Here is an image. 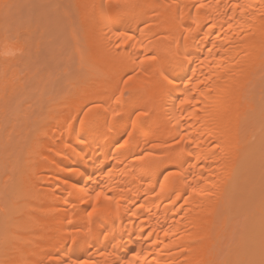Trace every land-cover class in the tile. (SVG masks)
<instances>
[{
  "label": "bare ground",
  "instance_id": "obj_1",
  "mask_svg": "<svg viewBox=\"0 0 264 264\" xmlns=\"http://www.w3.org/2000/svg\"><path fill=\"white\" fill-rule=\"evenodd\" d=\"M138 2L0 0V264L264 260V6ZM117 30L142 45L114 47ZM130 76L150 113L135 130L127 104L110 112Z\"/></svg>",
  "mask_w": 264,
  "mask_h": 264
},
{
  "label": "snow or ice",
  "instance_id": "obj_2",
  "mask_svg": "<svg viewBox=\"0 0 264 264\" xmlns=\"http://www.w3.org/2000/svg\"><path fill=\"white\" fill-rule=\"evenodd\" d=\"M261 4L262 6H264V0H261ZM100 7L102 10L114 12L117 17H122L125 15H129V16L132 15L138 8L141 7V5L139 4L138 0H105V3L101 4ZM198 7L205 8L207 7V5L201 3L198 5ZM235 7H240V5H236ZM197 27H199V25H197ZM229 27H231V25H229ZM192 30L193 29L191 28L188 29L189 32H191ZM109 31H112V29L109 28ZM113 34L117 41L114 47L119 48L121 47V45H123V46H126L127 48L135 49L142 45V41L140 39H137L135 35L130 34V32L127 30L125 31L117 30ZM213 47H215V45H213ZM131 55H135V53L130 54V56ZM141 55L143 56V59H139L138 57L136 60L133 61V63L138 64L141 72H144L145 74H147V69L144 66L152 65V63L156 60V56L154 54L149 55L147 50ZM206 59H205V62H206ZM193 75H195V73H193ZM133 79H135V77L130 76L127 80L121 81V83L123 84V87L122 88L118 87L117 89L118 94L113 96V100L115 102L116 107L112 108L110 112H111L112 119L115 120L116 118L124 115V113L120 111L119 109L123 108L124 105L127 104L130 108V115H134L136 118L132 125L133 130H135L137 124L141 123L142 121L147 120L150 117V113L147 108L139 109L134 106L136 103V97L133 95V93L136 90L129 87V84ZM164 79L168 80V77L165 76ZM168 82L172 83V81H168ZM188 83L191 84L192 81L189 80ZM180 103L181 105H184V104L192 105L196 103V101H194V99L190 98L188 95H185V97L180 101ZM96 107L100 108L101 106L97 105ZM104 111H109V110L104 109ZM128 135L130 136L131 133H128ZM127 143L128 141L125 140L123 144H119L118 146L123 148ZM154 147H157V146L154 145ZM90 179L91 177H89V180ZM102 196L105 201L111 200V197L107 196L103 192H97L95 194L94 199L98 202ZM90 199H92V197H90ZM105 214H106L105 209L98 205L91 206V211L88 212L89 217L102 216ZM101 235L104 237L105 240H107L109 236L112 235L113 240H115V236L109 233L108 231L102 232ZM165 235L167 236L168 233L166 232ZM113 247H115V245ZM139 259H140V254L136 252L133 254L132 259H124L122 261L118 259L115 262V264H135V262L138 261ZM73 264H75V262H73ZM80 264H91V262L88 260H84V261H81ZM260 264H264V260H261Z\"/></svg>",
  "mask_w": 264,
  "mask_h": 264
},
{
  "label": "rangeland",
  "instance_id": "obj_3",
  "mask_svg": "<svg viewBox=\"0 0 264 264\" xmlns=\"http://www.w3.org/2000/svg\"><path fill=\"white\" fill-rule=\"evenodd\" d=\"M44 5H45V3H43ZM42 4V5H43ZM64 6V5H63ZM29 11V12H28ZM32 12H30V10H27V12H26V10H25V12H22L21 14H20V17H26V19H27V16H29L30 18L32 17V14H33V16L34 15H36L37 14V16L39 15V12H33V10H31ZM31 14V16H30V14ZM36 13V14H35ZM37 16H34V17H32L31 19H29V22H34L33 20L35 19L36 20V17ZM23 19V18H22ZM26 19L24 18V20L26 21ZM28 22V21H27ZM61 40H62V42H64L65 44H71V35H65V34H63L62 36H61ZM30 64V63H29ZM30 66V65H29ZM34 67V66H33ZM30 68H32V67H30Z\"/></svg>",
  "mask_w": 264,
  "mask_h": 264
}]
</instances>
